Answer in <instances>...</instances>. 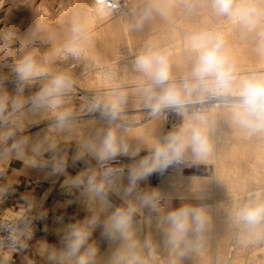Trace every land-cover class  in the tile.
<instances>
[{"label": "clouds", "instance_id": "clouds-1", "mask_svg": "<svg viewBox=\"0 0 264 264\" xmlns=\"http://www.w3.org/2000/svg\"><path fill=\"white\" fill-rule=\"evenodd\" d=\"M202 4L219 22L216 26L185 28L178 41L163 46L149 41L123 68L93 51L96 23L105 16H119L127 32L140 33L157 22L175 28L178 15L191 14ZM233 34L251 41L264 58V0H89L71 11L59 36L39 20L23 36L12 29L0 34V68L10 66L15 79V95H10L8 77L0 75V177L12 159L63 173L68 158L61 144L73 140L78 146L74 159L87 155L96 161L95 167L65 181L82 189L91 214L66 226L62 248L40 244L37 253L48 264H185L187 258L196 264L207 254L214 217L200 202V188L171 207V196L139 184L173 165L212 166L218 107L234 129L249 136L264 134V71H239L229 43ZM178 54L184 57L183 70ZM35 85L38 90L25 95ZM81 90L87 94L79 95ZM129 106L146 111L129 115ZM93 113L100 114L103 124L89 121L93 127L86 130L81 117ZM169 113L180 117V124L155 135ZM41 121L49 122L42 135L25 134ZM145 149L148 154L135 160ZM45 153H51L50 159ZM119 156L134 162L119 165ZM11 186V180L0 185V201ZM110 193L123 203L113 207ZM32 208L29 201L20 211L0 217V232L8 233L0 236V264H12V255L27 248ZM145 208L156 215L159 242L151 233L141 238V225L152 222ZM102 217L103 235L116 243L104 260L96 243L89 242ZM227 221L234 247L264 246V188L234 200Z\"/></svg>", "mask_w": 264, "mask_h": 264}, {"label": "rangeland", "instance_id": "rangeland-1", "mask_svg": "<svg viewBox=\"0 0 264 264\" xmlns=\"http://www.w3.org/2000/svg\"><path fill=\"white\" fill-rule=\"evenodd\" d=\"M87 1L88 0H0V34L12 29L19 36H23L39 20L45 23L50 30L59 36L62 22L71 11L78 7H83L84 3ZM194 11H196L194 19H197L196 22L199 25L202 24L203 26L208 25L207 27H213L219 23L211 15L206 4H202ZM233 39L234 38H231V36L229 37L231 54L238 63L237 67L239 71L243 74L251 71H264V58L256 54L252 42L248 40L238 41L239 39H234L233 41ZM123 45V42H119L118 48H122ZM17 46V44L12 45L13 48ZM176 59L180 65L179 70H183L185 66L184 57L178 54ZM102 60L107 61L109 58ZM6 67V65L2 67L3 71L0 68V75L9 76L5 82V87L10 95H15V79L11 70H5ZM121 68H123V65ZM38 88L39 85H35L25 89V95H31L37 91ZM81 91L79 95L87 94L85 90ZM77 105L79 106L78 99ZM129 108H131V106H129ZM129 108V115L138 114L140 111H146ZM220 110L225 111L223 107H220ZM91 116L92 114H87V117ZM95 119L100 121V115L95 116ZM216 119V129L214 132L216 151L212 166L188 162L186 166L171 172L165 170L163 173H153L150 175V181L147 182L148 187L144 189L141 184H139V187L144 190L153 188V185H158L161 176L169 177V175H171L174 181V185L172 186L174 187L169 186L166 188L167 190H160L166 196H171L172 198L181 196L191 198L193 188H200V195L202 196L200 202L208 205L212 210L214 228L207 254L197 261L196 264H264V246L247 250H240L235 247L232 252H228L229 250L224 251L218 245L220 233L224 232L226 229L229 231L227 210L231 207L234 200L243 197L249 191L257 188H264V134L249 136L234 129L228 122L226 114ZM81 120H83V117H81ZM180 122V117L169 113L167 119L161 121L159 127L156 129L155 135L163 136L174 126L179 125ZM48 123V121H41L38 124L30 125L25 134L28 135L33 131H35L33 133H36V130L38 132L46 131ZM62 144L78 150L77 143L74 140L62 142ZM142 153H145V155L148 154L146 149L142 150L139 155ZM50 157L51 153H45V159H50ZM123 157L125 159V166H129L128 160L130 157ZM17 161L18 164L14 166V170L24 171L28 168L23 161ZM46 168L52 169L50 165ZM184 179H190L193 182H187L186 180V182L181 181ZM66 180L60 183L61 187L67 186L65 183ZM127 182V171H125L123 184L126 185ZM50 186L53 188L55 183H50ZM75 189L79 198L82 200L81 208H83L85 216L81 220H84L91 214L88 209L87 199L81 194L82 189ZM47 193L48 190L44 197ZM109 200L113 207H118L123 203L120 196L116 193H110ZM192 202L196 201L193 200ZM143 212L145 216L151 218L152 222L151 224L144 223L141 225V238L150 232L154 240L158 242L161 241L162 233L155 227L156 215L151 213L147 208H145ZM136 219L142 220V217L137 215ZM102 220L103 217L101 223L93 231L89 242L96 243L99 250L98 255L104 260L110 255L111 251L114 250L116 243L109 241L103 235ZM147 225H150V227ZM185 264H195V261L191 258H187Z\"/></svg>", "mask_w": 264, "mask_h": 264}, {"label": "crops", "instance_id": "crops-1", "mask_svg": "<svg viewBox=\"0 0 264 264\" xmlns=\"http://www.w3.org/2000/svg\"><path fill=\"white\" fill-rule=\"evenodd\" d=\"M61 148L67 154V165L63 173H54L52 169L46 167H28L24 171L14 170L11 167L7 168L6 175L0 177V185L6 184L11 180L12 186L5 194V200L0 202V214L5 215L9 211L18 212L21 207H26L31 201L33 209L38 214L48 213V218L41 221L38 226L32 231V243L34 250L29 251L24 249L17 255L16 260L12 264H27L25 257L34 261V264H48V262L37 253L41 243H46L57 249L63 247L64 229L67 225L82 221L85 212L82 207V200L76 193V189L67 185L61 187V182L68 178H74L82 171L89 167H95L96 161L89 156L82 159H74L77 150L65 144H61ZM145 156V153L135 157L138 160ZM133 158L128 160L131 165L134 162ZM150 177L140 181L141 186L145 189L148 187L147 182ZM41 180L44 183V188L37 189L30 187L27 184L29 180ZM167 177L161 176L158 185H153V188L164 190L166 187L165 181ZM181 180V181H185ZM54 182L55 186L51 188L50 183ZM47 195L44 197L46 191ZM58 190V193H57ZM190 198V197H188ZM182 202L180 197H173L171 207H178Z\"/></svg>", "mask_w": 264, "mask_h": 264}, {"label": "bare ground", "instance_id": "bare-ground-1", "mask_svg": "<svg viewBox=\"0 0 264 264\" xmlns=\"http://www.w3.org/2000/svg\"><path fill=\"white\" fill-rule=\"evenodd\" d=\"M88 2H89V0L86 3H88ZM86 3H84V5ZM195 12L196 11H194L193 13L188 14V15H178L177 16V26L175 28H171V27H168L162 23L157 22L153 25L148 26L143 32H140V33H129V32H127L125 29V22H124L123 18H121L119 16H116V15L105 16L103 19L99 20L96 23V26L94 29L93 51L101 59L109 58V60H107V61H116L117 65L119 67H121L122 65L124 67L128 63V61L132 58L133 54L136 51H138L145 43H147L149 41L158 43V44L163 46V45H167V44L174 43V42L178 41L181 32L185 28H188V27H193V28L207 27L208 25L203 26L202 24L199 25L196 22L197 19H194L195 18L194 16H196ZM231 38H234L237 40L239 39L235 34L232 35ZM234 39H233V41H234ZM238 41H240V39ZM119 42L124 43L122 48H118ZM6 66L7 67L5 68V70H8V71L11 70V68L8 67V65H6ZM2 69L3 68H1V70ZM75 71H76V73H79L80 70L76 69ZM82 95H86V94H82ZM129 109L134 110L133 107H131ZM221 110H220V107L217 108L216 118H218L221 115L226 114L225 111H221ZM99 115H100L99 113H93L91 117H87V114L82 116L83 120H84V121L83 120L82 121L85 122L86 130H91V128L93 127L92 125L87 123L89 121L96 120L97 121L96 126H100L103 124L101 120L99 121V120L95 119V116H99ZM33 132H35V131H33ZM33 132H30L28 135L35 137L37 134L42 135L45 131L38 132L36 130V133H33ZM186 163L188 164V162H186ZM16 164H18L17 159H12L10 161L8 167L14 168V166ZM168 174H170V173H168ZM186 181L187 182H193L190 179L189 180L187 179ZM173 183H174V181H173L171 175H169V177H167V179L165 181L166 187H164V188L166 189L169 186L174 185ZM172 187H174V186H172ZM147 226L150 227V225H147ZM140 235H141V233H140ZM218 245L224 251L229 250L228 252H232L233 249L235 248L233 246V243H232V240L230 237V232L227 229L224 232L220 233V236L218 238ZM114 246H115V244H114Z\"/></svg>", "mask_w": 264, "mask_h": 264}, {"label": "built area", "instance_id": "built-area-1", "mask_svg": "<svg viewBox=\"0 0 264 264\" xmlns=\"http://www.w3.org/2000/svg\"><path fill=\"white\" fill-rule=\"evenodd\" d=\"M222 103V102H221ZM115 163L119 164V165H124L125 166V159L123 156H119L117 157V160L115 161ZM187 163H183V164H178V165H173V166H170L167 171L171 172V171H174V170H177V169H180L184 166H186ZM125 171H127V168L125 167ZM28 186L30 187H34V188H37V189H42L44 188V183L41 181V180H29L27 182ZM57 193H58V190H57ZM5 200V197H3L2 201L0 202H3ZM3 215L0 214V217H2ZM30 216H31V228H32V231L36 228V226H38V224L43 221L44 219L48 218V213H43V214H38L33 208H32V211L30 213ZM8 233L7 232H0V236H7ZM27 250L29 251H33L34 250V247H33V243H32V240L29 239L27 241ZM20 252V251H19ZM19 252H16L12 255V261L16 260L17 258V255Z\"/></svg>", "mask_w": 264, "mask_h": 264}]
</instances>
